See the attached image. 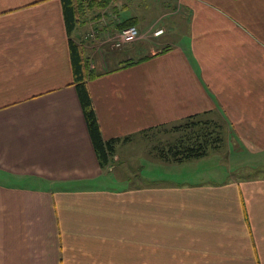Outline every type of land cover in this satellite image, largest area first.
Segmentation results:
<instances>
[{
  "label": "crops",
  "instance_id": "0c3cea01",
  "mask_svg": "<svg viewBox=\"0 0 264 264\" xmlns=\"http://www.w3.org/2000/svg\"><path fill=\"white\" fill-rule=\"evenodd\" d=\"M107 9L103 25L85 19L69 35L62 0H0V264H264V0ZM127 24L139 39L112 48ZM70 42L89 60L102 139L130 137L104 166ZM138 46L146 51L133 56ZM192 115L221 118L227 161L242 157L246 177L219 158L131 153L144 130Z\"/></svg>",
  "mask_w": 264,
  "mask_h": 264
},
{
  "label": "trees",
  "instance_id": "16d2710c",
  "mask_svg": "<svg viewBox=\"0 0 264 264\" xmlns=\"http://www.w3.org/2000/svg\"><path fill=\"white\" fill-rule=\"evenodd\" d=\"M109 4V3H108ZM63 16L67 33L73 31L79 23L80 11L91 8H103L107 5L106 0H62ZM131 25V24H127ZM125 25V26H127ZM72 66L76 81L77 92L88 132L97 153L99 163L104 166L108 163L114 153L115 147L120 141H127L130 137L123 139L113 138L104 141L101 137L97 120L93 112L91 100L86 89L84 80L85 65L80 56L78 48L70 42ZM129 65L132 63H128ZM127 64V65H128ZM84 68V69H83ZM168 126L160 125L143 131V135L166 132ZM223 123L205 119L202 115H192L184 118L180 122L171 125L169 133L172 140L165 141L161 145L153 148L156 156L169 163H183L205 157L210 150H216L223 143ZM160 144V143H159Z\"/></svg>",
  "mask_w": 264,
  "mask_h": 264
},
{
  "label": "rangeland",
  "instance_id": "374dc122",
  "mask_svg": "<svg viewBox=\"0 0 264 264\" xmlns=\"http://www.w3.org/2000/svg\"><path fill=\"white\" fill-rule=\"evenodd\" d=\"M107 1V5L105 6V7H103V8H98V7H96L95 6V8H91V9H89L90 11H93L92 12V14H91V18L88 16H85V12H90V11H86V10H88V9H85L84 11L82 10V11H80V16H79V23L80 24H84V22H85V19H86V22L88 23V21L89 20H92V19H95V18H98L97 19V21L100 19V21H98V22H96V23H99V24H102L103 25V23L105 22V21H103V20H101V18L104 16V13L107 11V13L106 14H108V9H107V7H108V5L110 4V2H111V0H106ZM109 3V4H108ZM107 9V10H106ZM105 10V11H104ZM104 11V12H103ZM106 16V15H105ZM106 19H107V17H106ZM132 26H134V25H127L126 27H132ZM135 27V26H134ZM124 28V27H123ZM137 29V28H136ZM154 33V32H153ZM90 34H86L85 35V37L84 38H86V39H89L90 38V36H89ZM139 37H140V35H138V37L135 39V40H133V41H131V42H122V43H132V42H134V41H136V40H138L139 39ZM118 38H117V36H115V37H113L112 36V39H111V47L112 48H115V47H119V46H116V40H117ZM162 39V38H161ZM118 43H120L121 44V42H119L118 41ZM145 51H146V49L144 48V47H142V46H138L137 48H135V52H134V55L133 56H141L142 54H144L145 53ZM83 61L85 62L84 63V65L86 66V68H88V67H90V64H89V60L87 59V58H85V57H83ZM212 119H214V120H216V121H218V122H221V123H223V121L221 120V118H218V117H214V118H212ZM224 124V123H223ZM171 128V126H168L167 128H166V132H162V133H158L157 134V132H155V134H152V133H149L148 134V136L149 137H146V136H144V137H140L141 138V142H142V144L140 143H137V146H134L131 150H132V152L131 153H133V155L135 154V155H137L136 153H134V151H133V149L134 150H137L138 151V155L140 154V156H143L144 157V154H147L148 156V158L149 159H155V160H157V161H160V162H163V163H166V164H168L169 162H164L163 160H161V159H159L157 156H156V153L154 152V150H153V148L155 147V146H157V145H161V143H163V142H165V141H170V140H172L173 138H172V135L169 133V129ZM225 130H226V128H225V124H224V128H223V143H222V145H221V147L220 148H218V149H216V150H210L209 152H208V154L205 156V157H203V158H200V159H196V160H205V159H212V158H219V160L221 161V163H223V167H220L221 169L222 168H225L226 169V172L228 173V172H232V176L233 177H238V176H241L242 175V177L244 178V177H246L247 175V171H249V170H247L246 168H247V166H248V163L247 162H245V161H243V158L242 157H240V156H237V157H235V156H232L231 158H234V159H232L233 161H227V156H226V143H225ZM137 139H139V138H137ZM136 141H138V140H136ZM160 143V144H159ZM138 146H140V147H138ZM139 149V150H138ZM136 152V151H135ZM141 152H142V154H141ZM145 160V158H143V161ZM242 160V161H241ZM192 161H195V160H191L190 162H192ZM252 160H250V162H251ZM189 162V161H188ZM249 162V164H251ZM227 163V165H225ZM176 164V163H175ZM178 164H180V163H178ZM204 165H206V166H208L209 165V167H210V164H208V162H204L203 163ZM228 164H230V166H228ZM145 164H144V162L142 163V166H144ZM200 167H204V166H200ZM123 170H121V171H123V172H125L126 174H128V169H127V166H124L123 168H122ZM146 169H148V167L146 166ZM197 169V168H196ZM223 171V170H222ZM142 175H144V174H148V172L146 173V171H145V169L144 168H142ZM166 172V171H165ZM171 172H174V171H170V172H166L167 174H164V175H166V176H168V174L170 175H172L173 173H171ZM224 173V172H223ZM223 173L221 172V174L223 175ZM258 173H260V172H256V174H258ZM261 173L262 174H264V170H262L261 171ZM260 173V174H261ZM131 174H132V172H131ZM225 174V173H224ZM128 175H130V174H128ZM226 176H222V177H220L221 179H223V180H227L228 179V177H227V174H225ZM206 176H208L207 174H206ZM241 177V178H242ZM138 177H136V179H137ZM166 181H167V178L165 179V181H157V184H168V183H166ZM137 182H139V183H144L142 180H139V181H137Z\"/></svg>",
  "mask_w": 264,
  "mask_h": 264
},
{
  "label": "built area",
  "instance_id": "2783aa9c",
  "mask_svg": "<svg viewBox=\"0 0 264 264\" xmlns=\"http://www.w3.org/2000/svg\"><path fill=\"white\" fill-rule=\"evenodd\" d=\"M160 34H162V30H157L154 32V36H158ZM116 36L118 38L116 40V46H120V43H118V41L122 43L135 40L138 37V30L134 26L124 27L118 31Z\"/></svg>",
  "mask_w": 264,
  "mask_h": 264
}]
</instances>
